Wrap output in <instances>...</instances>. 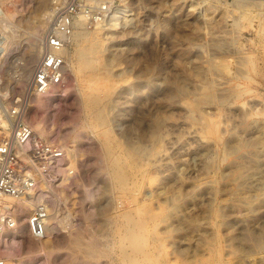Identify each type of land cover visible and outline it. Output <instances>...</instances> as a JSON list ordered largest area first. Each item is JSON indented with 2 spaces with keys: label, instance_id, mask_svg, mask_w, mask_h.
Segmentation results:
<instances>
[{
  "label": "rangeland",
  "instance_id": "1",
  "mask_svg": "<svg viewBox=\"0 0 264 264\" xmlns=\"http://www.w3.org/2000/svg\"><path fill=\"white\" fill-rule=\"evenodd\" d=\"M40 1L0 0V18H13L0 26V106L24 100L30 79L20 78L23 53L32 42L41 46L47 26L33 37L25 21H36L43 4L46 12L53 0ZM84 1L93 11L104 3L131 14L113 35L107 29L97 34L106 41L103 57L111 52L119 57L112 68L109 127L127 148L141 142L147 149L133 166L114 146L131 176L130 187L120 189L99 159L102 128L89 123L79 103V91L96 86L86 73L67 67L61 86L26 102L36 135L61 145L67 162L50 207L58 229L48 239H35L28 228L25 243L45 245L39 256L46 264H124L119 246L120 229H130L125 216L138 219L139 212L150 210L145 228L150 248L165 243L162 252L182 264H217L220 247L223 264H264L256 241L259 233L264 241V0H241L245 6L238 0ZM254 1L260 6L251 5ZM84 19L94 31L110 18L100 24ZM75 48L72 42L69 51ZM204 81L213 84L216 100L194 113L186 102ZM178 84L186 94L178 92ZM202 113L218 121L219 138L204 136L195 120ZM98 172L101 214L93 219L85 191L97 186ZM24 249L2 251L5 259L12 256L9 263L20 264Z\"/></svg>",
  "mask_w": 264,
  "mask_h": 264
},
{
  "label": "bare ground",
  "instance_id": "2",
  "mask_svg": "<svg viewBox=\"0 0 264 264\" xmlns=\"http://www.w3.org/2000/svg\"><path fill=\"white\" fill-rule=\"evenodd\" d=\"M41 1H40V3H42ZM238 2L241 5L245 6V3H243V1L238 0ZM252 4H254L255 7L260 6L259 2L254 1L253 3H251V5ZM231 5H233V4H231ZM248 5L246 7L250 8L251 5L250 6H248ZM39 6H41V5H39ZM46 6L47 5L44 6V4H43V6L41 7L42 9L40 8L42 11H40V9L38 10V11H40V13L38 12L40 15L37 18V20L35 19L36 21L30 22L31 19H29V21H28V18H27V20L25 18L19 20V22H24L25 20H26L25 22H29L28 26H30V29H31V33L30 32L29 33L32 36L36 35L38 33V31L41 28H44L47 24V13H46L47 11L46 12L44 11L46 9ZM246 7H243V8H246ZM38 8L39 7H37V9ZM243 8H241V10ZM244 12H245V10H244ZM130 15L131 14L129 13V10L127 8H124L123 6L119 5L116 8H114V11L111 14L109 21H107V23H105V25H100L99 27L97 25V28L94 31H90L87 29L86 23L84 21L85 16L79 15L78 20L75 21L76 28H75V32L73 34V42L76 44V47H77V48H75L76 51L74 53H71V51H69V47L62 51V53L65 55L66 59H68L67 61H70V62H68L69 63L68 66H67V64L65 65V70L67 67H70L71 71H73V73H75L76 75L86 73L88 75L90 81L92 83H94L96 86V87L92 86L93 88L92 87H88V88L86 87V89H84L85 87L81 86L84 90L79 91V97H80L79 103L81 105V109H82L83 113L86 115L87 119L89 120V123L92 124L94 127L96 126V127L102 128L101 133L103 135V138H102L103 143L102 144L104 147V154H103L102 158L100 157L99 159H102L106 163V169L108 172L107 174H109L112 177L113 181H115L116 185L120 189H128L130 187V185H129V182H130L129 176L130 175L128 173V170H125V168L123 167V165L121 163L120 156L115 155L114 146H117L118 148H121L122 151L126 152L128 158H129V161L132 162V164H134L133 166L136 165L137 156L146 152L147 148H145L141 142H138L135 146H132V148L131 147L127 148L128 146L126 147L122 143V141H120L119 138H117L116 135H113V132H112L111 128L109 127L111 125V121H112L111 118L109 117L110 113L112 112L111 109H109L110 108L109 106H111L109 103L115 94L114 84L112 83V77H113L112 68L118 62L119 57L115 53H112V52H111V54L108 55V57H106V56H104L105 58L103 57V54L105 52L106 41H104L105 39L103 40L97 33L100 32L101 30L107 29L106 32L111 33V35H113L114 31L117 28H119V26L127 25L129 23ZM12 20H13V18L4 14V16H2V18H0V26L2 28H3V26L7 27L10 25ZM98 24H100V23H98ZM205 24L206 23H204V26H205ZM0 32H2V31L0 30ZM33 37H35V36H33ZM32 43L33 44L32 45L30 44L29 47L27 46V49L25 48L24 53H23L24 63H22V68H21L22 72L20 75V78L22 80H28L31 78V76L34 72V69L36 67V64L39 61L40 56H41V51H40L41 46L37 49V47H36L37 45L34 42H32ZM204 64H206V63H204ZM219 66L222 68L226 67L223 63H220ZM150 70L151 69H149L148 72ZM144 71H146V70L141 69V72H144ZM177 90L181 94V93L185 92L186 89L183 86H180L178 84ZM185 94H186V92H185ZM233 96H235V95H233ZM194 97L195 96H193L192 98H194ZM215 100H216V94H215V89L213 87V84L210 81H204V83L201 85L200 91L197 94V96L193 100L186 102V103L192 112L199 113L201 110V107L203 105L214 103ZM193 116H194V114H193ZM161 120L159 118L156 120V125H155L156 130L159 127ZM195 120L201 123L202 131H203V134L206 138L207 137L219 138V126H218L217 120L210 118V117H207V116H204L203 113L201 115H199L198 118L196 116ZM90 124H88V125H90ZM38 126L40 127V125H38ZM120 153H121V151H120ZM155 154H154V156H155ZM144 155H145V153H144ZM123 157H124V155H123ZM129 161H128V163H129ZM101 163H102V161L100 162V164ZM68 165L69 164H67V166ZM106 169H104V170H106ZM149 173H150V171H149ZM99 174L100 173L98 172L97 178H95L97 180L96 185L98 187L96 186L93 188H89V189H86V191H85V195H86L87 200H89L93 205L92 210L90 211L93 219H95V218L97 219L98 216L101 214V213L99 214V212H101V207L99 204L100 198H98L99 196H97V191L99 189L98 183H100V182H98V178L101 179ZM95 179H94V181H96ZM174 185H175V183H174ZM145 200H147V199H145ZM37 201H38V198L34 196V197H28L26 199L8 198V200L6 202L7 208H10L13 211V213L16 217V220H17V224H16L15 229L12 232L11 231L8 232L2 238V244H3V248L7 249L8 251H9V249H13L18 245L26 248L23 250V252L21 254L20 264H46V260H43L44 258H42V256L41 257L39 256V255H42V251L46 250L45 245L40 246L39 244H35L33 242H30L28 244V243H25V239H24V236L27 233L28 228H29V215L31 214L32 210L34 209ZM97 204L99 206L98 207L99 211H96L97 210V208H96ZM247 205H249V204H247ZM141 208H142V206L140 207V209ZM150 212H151L150 210L139 212L138 214L141 217L138 219L137 218L133 219L130 216H125V219L127 221V224H129L130 229H128V231L126 230L125 232L123 231V229H120L121 243H120L119 247L121 248L120 254H121L122 262L124 264H182L178 261L177 258H173L169 254H165L164 252H162L163 246H165L167 248V245L165 243H161L160 246H156L155 245L156 242H153L152 243L153 247L150 248L151 243H149V241H148V238L146 235V230H145L146 223H147V216L151 215ZM48 224H49V226H48V230H47V235L44 237L47 239L50 238L52 232H55V230L58 229V223L54 221V217L52 215H50L48 218ZM148 225H149V223H148ZM262 236H263L262 233H259L256 236L257 237V239H256L257 247L259 249L260 248L264 249V241L262 240ZM244 237H245V235L243 236V238ZM157 240H158V238H157ZM78 241H81V240H78ZM78 241H75L76 244H78L77 243ZM119 241H120V239H119ZM79 244H81V243H79ZM93 246H94V244H93ZM240 246H243V245H240ZM125 247H127L128 249L127 248L125 249ZM248 247H249V252H250L253 247H251V246H248ZM34 253H36L38 255H35ZM215 253H216V257H217V259H216L217 264H223L221 262V259H220L221 247L218 248ZM246 255H248V254L246 253ZM33 256H35V257H33ZM11 257L12 256L10 254L8 256H6L7 264H11V263H9V260H11ZM241 257H240V259H241ZM45 259H46V256H45ZM253 260H254V258H253ZM257 260L258 259H256V261ZM262 260H264L263 257H262ZM244 262H242V264H244ZM251 263H252V259H251ZM259 263L260 262H258V264ZM230 264H232V263H230ZM234 264H235V262H234ZM238 264H241V263L238 262Z\"/></svg>",
  "mask_w": 264,
  "mask_h": 264
},
{
  "label": "built area",
  "instance_id": "3",
  "mask_svg": "<svg viewBox=\"0 0 264 264\" xmlns=\"http://www.w3.org/2000/svg\"><path fill=\"white\" fill-rule=\"evenodd\" d=\"M113 11L112 5L104 3L93 11L84 0H53L46 12L41 56L25 88L24 100L0 106V264H6L2 238L17 224L13 211L6 206L8 198H38L29 216V234L44 238L53 191L63 181L62 167L67 162L61 145L36 135L26 102L63 84L66 57L62 51L73 42L77 17L82 14L89 23H103Z\"/></svg>",
  "mask_w": 264,
  "mask_h": 264
}]
</instances>
